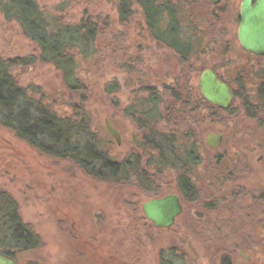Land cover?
I'll return each mask as SVG.
<instances>
[{"label": "flooded vegetation", "instance_id": "1", "mask_svg": "<svg viewBox=\"0 0 264 264\" xmlns=\"http://www.w3.org/2000/svg\"><path fill=\"white\" fill-rule=\"evenodd\" d=\"M257 1L159 0L161 33H150L143 16L139 29L152 48L143 52L156 57L153 66L123 58L124 82L111 85L115 110L102 132H90L110 158L109 178L47 155L127 191L128 225L116 228L125 244L100 251V264H147L151 249L150 264H264V53L246 51L238 36L243 4ZM117 6L123 27L130 17L121 22ZM206 71L229 88L226 108L203 97L199 80ZM121 89L125 101L117 97ZM170 198L179 212L157 226L143 208Z\"/></svg>", "mask_w": 264, "mask_h": 264}, {"label": "rangeland", "instance_id": "2", "mask_svg": "<svg viewBox=\"0 0 264 264\" xmlns=\"http://www.w3.org/2000/svg\"><path fill=\"white\" fill-rule=\"evenodd\" d=\"M33 1L63 24H76L82 18L96 23L99 36L90 46L91 50L74 59L75 76L86 93L82 99L70 93L61 71L40 60L37 47L1 10L0 59L23 61L10 69V77L27 101L60 117H71L72 111L80 107L89 116V130L96 128L102 132L104 121L115 110L112 106L114 94L106 93V88L124 82L123 68L118 70L123 58L132 56L147 64L156 58L154 53L143 52L150 44L142 40L145 38L144 32L139 30L142 25L139 10L133 6L128 23L121 27L116 19L118 0ZM114 43H117V50ZM159 59L160 64L163 60L168 62V58ZM209 59V64L216 61L211 55ZM126 96L122 89L117 94L123 101ZM121 118L119 116V121L123 123ZM122 151L118 152L122 154ZM1 193L12 199L20 221L38 241L35 248L28 250L11 249L1 243L9 239V232L0 202V247L12 252L16 264H100V251H108L115 243L125 244L116 228L128 225L130 205L125 199L128 198L126 190H115L88 179L67 161L36 151L2 127ZM97 224L100 227L95 232ZM170 236L169 241L175 240ZM185 250L189 252L188 248ZM144 261L147 264L153 261L152 249ZM105 264H114V261L108 259ZM197 264L206 263L202 259Z\"/></svg>", "mask_w": 264, "mask_h": 264}, {"label": "trees", "instance_id": "3", "mask_svg": "<svg viewBox=\"0 0 264 264\" xmlns=\"http://www.w3.org/2000/svg\"><path fill=\"white\" fill-rule=\"evenodd\" d=\"M133 4L139 8L150 33L160 34L163 9L159 0H133ZM130 5L129 0H118L117 12L121 22L131 16ZM0 10L14 20L22 35L37 47L40 60L61 71L70 93L82 99L86 90L75 76L74 59L91 50L90 46L99 36L96 23L82 18L76 24H63L40 9L33 0H0ZM22 62L0 59V128L10 131L40 153L67 158L85 169L92 167L99 173L96 176L109 178L114 169L110 158L97 148L96 139L88 127L87 112L78 107L72 111L71 117L65 118L27 101L10 77V69ZM111 91L110 85L106 93ZM0 199L1 212L9 232V239L1 243L11 249L35 248L38 241L20 221L12 199L3 193ZM0 253L14 258L12 252L1 247Z\"/></svg>", "mask_w": 264, "mask_h": 264}, {"label": "water", "instance_id": "4", "mask_svg": "<svg viewBox=\"0 0 264 264\" xmlns=\"http://www.w3.org/2000/svg\"><path fill=\"white\" fill-rule=\"evenodd\" d=\"M238 36L246 51L254 54L264 53V0H258L254 5H249L248 2L243 4ZM199 85L203 97L212 104L221 108L230 104L232 96L229 88L220 83L213 72H204ZM143 211L157 226H167L179 212V206L176 200L170 198L147 203ZM0 264H16V260L0 253Z\"/></svg>", "mask_w": 264, "mask_h": 264}]
</instances>
